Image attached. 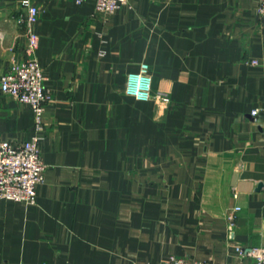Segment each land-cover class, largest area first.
I'll list each match as a JSON object with an SVG mask.
<instances>
[{
    "label": "crops",
    "instance_id": "obj_1",
    "mask_svg": "<svg viewBox=\"0 0 264 264\" xmlns=\"http://www.w3.org/2000/svg\"><path fill=\"white\" fill-rule=\"evenodd\" d=\"M20 1L0 0V76L27 58ZM31 1L50 100L37 130L0 90V140L38 137L45 169L34 204L0 199V264H252L236 248L264 247L259 0ZM142 62L148 100L124 92Z\"/></svg>",
    "mask_w": 264,
    "mask_h": 264
},
{
    "label": "built area",
    "instance_id": "obj_2",
    "mask_svg": "<svg viewBox=\"0 0 264 264\" xmlns=\"http://www.w3.org/2000/svg\"><path fill=\"white\" fill-rule=\"evenodd\" d=\"M96 9L113 11L121 7L127 0H93ZM23 12L17 18L19 25L26 28L27 58L12 60L8 69L0 76V90L4 94L13 96L17 100L29 104L32 108L35 128L43 126L44 107L50 100V94L44 85L42 68L33 56L38 43V36L33 25L39 17L38 7L31 0H21ZM258 12L264 16V0H259ZM251 64L257 61L250 60ZM152 75L149 65L142 62L135 72H129L126 77L124 92L139 100L152 97ZM256 110H252L255 114ZM38 137L21 143H11L0 140V199L21 201L34 204L37 197V185L43 181L45 164L37 145ZM240 206L236 205L226 212L228 231L233 232L236 214ZM236 251L240 255L252 259V264H264V247L238 246ZM162 264H224L208 260L187 259L171 256Z\"/></svg>",
    "mask_w": 264,
    "mask_h": 264
}]
</instances>
